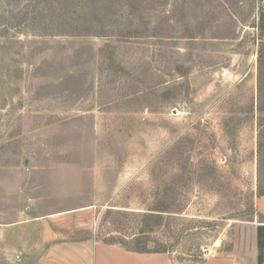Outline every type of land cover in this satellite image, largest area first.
<instances>
[{"label": "rangeland", "instance_id": "rangeland-1", "mask_svg": "<svg viewBox=\"0 0 264 264\" xmlns=\"http://www.w3.org/2000/svg\"><path fill=\"white\" fill-rule=\"evenodd\" d=\"M260 194L264 0H0L1 218L250 264Z\"/></svg>", "mask_w": 264, "mask_h": 264}, {"label": "crops", "instance_id": "crops-1", "mask_svg": "<svg viewBox=\"0 0 264 264\" xmlns=\"http://www.w3.org/2000/svg\"><path fill=\"white\" fill-rule=\"evenodd\" d=\"M255 209L250 264H264V194L256 197ZM21 212L0 217V264H176L170 252L98 240L93 204ZM241 259L233 251L207 257L200 264H244Z\"/></svg>", "mask_w": 264, "mask_h": 264}, {"label": "trees", "instance_id": "trees-1", "mask_svg": "<svg viewBox=\"0 0 264 264\" xmlns=\"http://www.w3.org/2000/svg\"><path fill=\"white\" fill-rule=\"evenodd\" d=\"M152 216V215H151ZM141 250V249H140ZM144 250V249H143ZM156 251H159V250H156Z\"/></svg>", "mask_w": 264, "mask_h": 264}]
</instances>
